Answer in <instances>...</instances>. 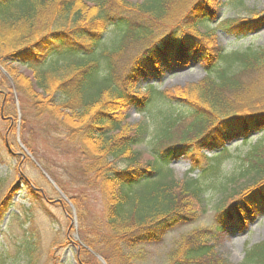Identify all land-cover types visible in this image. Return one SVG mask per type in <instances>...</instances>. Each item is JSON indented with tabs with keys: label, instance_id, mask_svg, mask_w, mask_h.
<instances>
[{
	"label": "trees",
	"instance_id": "1",
	"mask_svg": "<svg viewBox=\"0 0 264 264\" xmlns=\"http://www.w3.org/2000/svg\"><path fill=\"white\" fill-rule=\"evenodd\" d=\"M176 1L0 0V65L35 115L78 147L83 175L105 199V244L134 249L157 242L205 215L213 191L217 226L184 236L169 264H230L218 250L224 231L264 211V49L227 52L209 27L213 0L194 1L178 20L170 13ZM142 42V52L129 58L128 48ZM195 60L205 71L197 84L173 92L143 87ZM0 94L10 103V94ZM4 105L0 114L12 125ZM179 107L189 113H175ZM132 111L143 119L132 123ZM151 126L146 159L140 146ZM239 141L246 151L226 172L229 146ZM205 152L216 155L209 160ZM179 160L190 165L182 178L171 168ZM87 245L96 250L97 242ZM18 248L23 264H38L33 237ZM242 264H264V242L248 249Z\"/></svg>",
	"mask_w": 264,
	"mask_h": 264
},
{
	"label": "rangeland",
	"instance_id": "2",
	"mask_svg": "<svg viewBox=\"0 0 264 264\" xmlns=\"http://www.w3.org/2000/svg\"><path fill=\"white\" fill-rule=\"evenodd\" d=\"M128 1L138 4L142 0ZM194 1L177 0L170 13H177L173 17L178 20L179 12L183 13ZM211 7L215 9L216 20L212 22L210 18L209 27L217 30V41L224 50L264 49V0H213ZM236 19H244L249 24L245 28H234L227 22ZM112 32L109 30V38L113 36ZM144 45V42L131 45L127 56L134 59ZM0 67L7 74L0 70V91L10 94L8 104L0 94V110L6 104L3 108L11 113L8 117L12 121L11 125L0 114V207L4 204L2 208L6 209L1 226L0 255L4 254L6 264H23L18 247L31 237L38 246V264H169L184 236L217 226L219 196L211 191L205 198L207 212L197 222L177 225L166 231L159 241L134 249L105 244L109 235L105 199L100 188L83 175L78 147L70 145L61 131L53 126L49 128L47 120L35 115L27 95L18 93L13 78L2 65ZM19 73L31 77L25 68L19 69ZM204 76L205 71L195 60L187 68L165 69L161 78H151L143 87L153 85L160 91L173 92L197 84ZM174 111L184 115L189 113L182 107L174 108ZM131 115L132 123L143 119L135 111ZM153 141L151 126L140 146L146 159L151 155ZM229 147L231 152L223 164L226 172L238 167L240 153L246 151L240 147V141ZM204 155L210 160L216 152H205ZM123 166V163L117 165L119 169ZM171 168L182 178L190 165L179 160L174 161ZM198 174L200 170L193 176ZM222 237L223 242L218 248L220 254L230 264H242L246 251L264 242V211L250 218L245 227H227ZM94 239L96 250L87 245Z\"/></svg>",
	"mask_w": 264,
	"mask_h": 264
},
{
	"label": "water",
	"instance_id": "3",
	"mask_svg": "<svg viewBox=\"0 0 264 264\" xmlns=\"http://www.w3.org/2000/svg\"><path fill=\"white\" fill-rule=\"evenodd\" d=\"M0 70L7 76V74L5 73V71L3 70V68L0 67Z\"/></svg>",
	"mask_w": 264,
	"mask_h": 264
},
{
	"label": "snow or ice",
	"instance_id": "4",
	"mask_svg": "<svg viewBox=\"0 0 264 264\" xmlns=\"http://www.w3.org/2000/svg\"><path fill=\"white\" fill-rule=\"evenodd\" d=\"M220 130L219 129H217V132H219ZM213 135H215V133H213Z\"/></svg>",
	"mask_w": 264,
	"mask_h": 264
}]
</instances>
